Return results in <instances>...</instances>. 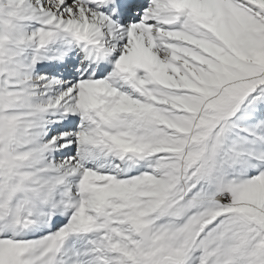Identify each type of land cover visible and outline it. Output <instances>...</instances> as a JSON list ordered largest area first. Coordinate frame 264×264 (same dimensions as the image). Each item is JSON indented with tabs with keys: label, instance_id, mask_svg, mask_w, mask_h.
Returning <instances> with one entry per match:
<instances>
[{
	"label": "rangeland",
	"instance_id": "1",
	"mask_svg": "<svg viewBox=\"0 0 264 264\" xmlns=\"http://www.w3.org/2000/svg\"><path fill=\"white\" fill-rule=\"evenodd\" d=\"M8 1L2 0V7L8 16L16 18L18 28L11 32L12 27H2L0 41H5L11 32L7 39L13 41L15 33L14 39L21 42L25 39L21 34L26 33L24 28H31L28 23L37 21L46 11L55 13L62 21H69L70 14L65 8H69L71 3L64 5L59 16L57 9H62L61 5L51 2L53 7L46 8L51 0H44V3L40 0L39 6H35L37 1L31 0L33 4L26 5L28 10H32L31 13L25 15L26 6L20 11L27 18L23 23L13 9L21 7L17 4L19 0ZM195 1L202 2L200 5L204 8L197 18L199 27H195L194 31L203 37L198 38L202 39L200 43L205 42L212 47L202 45L210 53L199 52L196 50L198 46L182 47L180 55L173 58L170 54L172 49L168 50L169 41L175 39L177 34L170 36V32H167L166 38H170L164 39L165 48L160 47L162 38L158 37L152 48L155 53L158 52L160 73L153 77L148 75L147 81L151 90L161 95L151 97L140 90L141 94L136 99L134 96L139 89H121L120 97L138 119L133 117L136 122H129L121 114L104 119L108 123L104 130L106 138L153 161L155 171L149 172L138 182L134 194L127 192V189L120 193L117 191L119 200L110 202V192L98 191L102 193L98 195L102 202L104 200L105 211L114 214L112 217L116 216V219L107 224L106 229L102 228L103 234L94 232L89 237L94 243L97 242L95 248H87L93 244L90 243L78 251L79 247L69 244L76 240L70 238L66 240L68 247L64 248L54 243L53 236L47 242L42 241L43 245L38 251H35V245L19 246L17 249L4 243L0 246V264H69L63 263L64 252H71L76 260H83L88 252L90 258L96 254L111 256L108 262L113 264H137L142 259V264H161L168 260L182 261L184 264H264V134L258 131L260 126H264V0H235L233 5L227 1L225 17L216 16L212 8L206 6L207 0ZM0 12V21H3L5 15ZM191 21L190 17L185 25L187 31L180 30L177 37L197 43L191 36ZM8 23L6 21L5 24ZM147 25L153 29L157 26L155 22ZM40 26L46 27L39 22L37 27ZM47 27L53 37L56 28ZM122 33L125 32H119ZM26 38L23 45L28 48L36 46L30 40L32 36ZM6 44L0 42V47ZM137 45L143 48L139 39ZM16 51L10 50L6 57L7 61L10 60L7 63L9 73L22 70L20 54ZM17 53L20 60H17ZM147 55L143 53L144 60H155L147 58ZM16 60L18 68L15 69ZM141 68L146 71L148 66L143 63ZM174 86H177L174 88L176 92L171 91ZM161 87L169 93H163ZM37 95L26 96L28 103L32 101V104H27L29 109L37 108L35 102L41 101V96ZM246 101L247 104L243 106ZM38 105L41 106L40 103ZM240 105L243 110L240 116L229 122ZM2 107L0 103V136L8 128L1 121V113L15 109L4 110ZM118 107L112 109L118 111ZM10 133L8 131L0 138V179L5 184L0 198L6 194H12L10 197L13 198L20 190L13 173V159L10 158L12 147L11 144L7 145L10 143ZM87 134L84 132L79 140L86 141ZM12 140L14 145L19 144ZM181 171L186 173L182 182ZM50 182L34 183L45 187ZM10 185L14 189L12 193ZM130 186L136 185L131 183ZM222 195L230 197L229 208H224L219 202ZM9 201L12 200L6 198L5 204H0V208L6 209L4 212L10 206L6 204H10ZM18 210L16 208L15 212ZM0 216L5 218L3 213ZM133 223L141 227V237L135 238L133 235ZM59 232L55 231L57 234Z\"/></svg>",
	"mask_w": 264,
	"mask_h": 264
},
{
	"label": "bare ground",
	"instance_id": "2",
	"mask_svg": "<svg viewBox=\"0 0 264 264\" xmlns=\"http://www.w3.org/2000/svg\"><path fill=\"white\" fill-rule=\"evenodd\" d=\"M149 1L148 4H151V8L154 9V17L158 19L160 25L170 30L179 28L182 32L187 31L185 25L190 16L188 18L186 16L190 10L191 0ZM52 2L61 6L71 3L69 8H65L70 14L68 15L69 21H62L54 15L55 13L46 11L37 21L29 22L33 30L38 29L39 22L56 28L53 31V38L42 46L28 48L22 44L28 36L26 33H21L25 39L15 44V51L17 50L20 54L23 72L20 73L19 70V72L9 73L8 66L1 70L2 74L5 72L8 74L0 82V93L7 96L15 95L18 100L16 105L9 99L7 102L4 101L5 107L12 105L15 109L6 108L7 110L2 115L10 125L12 138L16 140V143L19 142L15 146L12 140L11 157L15 177L21 182L22 187L13 198L10 197L12 194H6L0 198V204L3 205L6 198L12 200L9 201L10 204L6 203L10 205L7 206L6 212H4L5 208H0V214L3 213L5 217L0 216V246L9 243L18 249L19 246L35 245V251H38L41 250L42 241L51 240L46 236L47 233L58 227L61 230L58 234L54 232L52 237L55 239L54 243L64 248L71 244L75 248L79 247L78 251H80L90 243L93 244L89 247L95 248L94 244L97 242L94 243V240L89 237L94 232L103 234L102 228L106 229L107 224L116 219V216L112 217L114 214L105 211L104 200L102 202V198L98 195L102 193L98 191L110 192L112 194L108 196L110 202L118 199L117 191L120 193L123 189H127V192L134 194L138 182L144 176L142 171L154 169V166H149L148 160L140 154L117 146L116 142L106 138L104 130L108 123L104 119H112L115 115L121 114L129 122H136L131 110L120 97L121 88H129L132 85L135 89L150 94V96L154 93L148 87L149 82L144 77V73L149 68H146V71L141 68L144 59L134 44L136 39L122 37L118 34L119 26L112 20L114 13L111 15L107 13L105 2L97 8L89 5L87 0H77L74 3L72 0H56V2L52 0ZM206 3L216 16H226L225 10L228 5L226 0H207ZM180 9H182V14H176L175 11ZM31 11L29 10L30 13ZM18 14V19L22 22L27 19L22 13ZM145 15L149 13L146 11ZM162 15H174L175 18L181 16V18L180 21L167 23L160 21ZM151 17L153 16L149 18ZM138 27L136 32L141 35L140 40L142 39L145 55L148 53L147 58L158 61V52L155 53L152 48L154 40L159 37L158 33L150 27L149 29L145 27L144 31L140 25ZM146 30L147 33H145ZM14 35L16 34H13L12 40L18 42L14 39ZM82 40H90L101 45L94 48L93 45L83 44ZM19 54L17 60H20ZM97 57L100 62L96 63L93 59ZM17 60L15 69L18 68ZM47 60L51 61V66H48ZM57 62L58 64H55ZM59 67L64 70L60 72ZM49 68L54 71L52 75ZM66 69H69L68 72H64ZM129 83L130 85H127ZM53 85H55L54 89H52ZM36 94L41 96V101L35 103L37 108L42 110L29 109L27 105L32 104V101L28 103L26 96ZM39 103L41 106L38 105ZM117 105L120 109L114 111L115 108L113 110L112 107ZM77 106L82 107V111ZM70 115H74L75 118H70ZM78 122L84 126V132L88 133L84 141L85 149L81 148L83 145L77 147L76 140L84 133L77 129L76 123ZM55 140H59L62 145H71L73 141L75 143L73 150L76 151L77 156L74 158L71 154L73 158H68L67 155L72 150L70 148L63 155L60 164L52 161L47 151L50 148L49 143ZM96 145H100L101 148L95 149ZM116 158L124 163L121 172H117L118 176L113 174V170H116ZM17 164L20 166L18 167ZM52 170L60 171V174L57 178H52L49 185L37 187L34 190L30 188L31 181H36L42 176L46 179V175L43 174ZM131 183L136 186H130ZM3 184H0V190L5 186ZM81 184L85 185L86 190L78 189L77 186ZM223 200L228 201L225 198ZM16 208L20 211L15 212ZM53 209L63 212L59 219L51 214ZM15 218L18 219L17 223L22 224L21 226L14 225ZM35 220L41 224H37ZM134 226L133 235L138 238L139 228ZM67 238L76 241L67 244ZM62 255H65L63 263L113 264V262H108L112 259L111 256L102 257L101 254L92 258L83 254V260H76L71 252H64ZM143 262L142 259L137 264Z\"/></svg>",
	"mask_w": 264,
	"mask_h": 264
},
{
	"label": "water",
	"instance_id": "3",
	"mask_svg": "<svg viewBox=\"0 0 264 264\" xmlns=\"http://www.w3.org/2000/svg\"><path fill=\"white\" fill-rule=\"evenodd\" d=\"M167 264H181V263H171V262H169V263H167Z\"/></svg>",
	"mask_w": 264,
	"mask_h": 264
}]
</instances>
